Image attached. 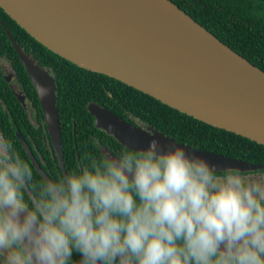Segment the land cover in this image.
<instances>
[{
  "label": "clouds",
  "instance_id": "obj_1",
  "mask_svg": "<svg viewBox=\"0 0 264 264\" xmlns=\"http://www.w3.org/2000/svg\"><path fill=\"white\" fill-rule=\"evenodd\" d=\"M98 147L79 170L38 181L0 134V264H71L74 252L78 264H264V173L216 174L157 139Z\"/></svg>",
  "mask_w": 264,
  "mask_h": 264
},
{
  "label": "water",
  "instance_id": "obj_2",
  "mask_svg": "<svg viewBox=\"0 0 264 264\" xmlns=\"http://www.w3.org/2000/svg\"><path fill=\"white\" fill-rule=\"evenodd\" d=\"M264 2V0H258ZM0 8L38 43L66 61L115 79L198 121L264 146V72L169 0H0ZM12 44L38 96L63 174L54 77ZM38 88L46 90L41 95ZM96 128L139 151L157 139L180 145L217 171L253 166L142 130L95 103Z\"/></svg>",
  "mask_w": 264,
  "mask_h": 264
},
{
  "label": "trees",
  "instance_id": "obj_3",
  "mask_svg": "<svg viewBox=\"0 0 264 264\" xmlns=\"http://www.w3.org/2000/svg\"><path fill=\"white\" fill-rule=\"evenodd\" d=\"M223 44L264 72V2L258 0H169ZM2 25L15 43L55 79L61 153L66 172L79 170L85 155H103L97 143L109 148L110 135L94 126L87 106L95 103L122 119L151 126L174 141L197 150L242 162H264V146L198 121L105 75L84 70L38 43L0 8V56L9 57L19 81L39 103L31 82ZM7 91L3 92V95ZM40 111V110H39ZM5 135L12 139L11 131ZM117 147H120L116 143ZM55 179L61 176L50 166ZM36 179L42 180L35 172ZM80 257L73 253L71 264Z\"/></svg>",
  "mask_w": 264,
  "mask_h": 264
},
{
  "label": "flooded vegetation",
  "instance_id": "obj_4",
  "mask_svg": "<svg viewBox=\"0 0 264 264\" xmlns=\"http://www.w3.org/2000/svg\"><path fill=\"white\" fill-rule=\"evenodd\" d=\"M5 90L7 91V93L3 95V92ZM33 90L39 103V99L34 87ZM33 96V94H29L24 84L19 81L18 72L14 66V63H12L9 57L0 56V134H3L6 137L5 128H9L12 135L11 140L14 146L20 152L21 156L32 165L34 175L35 172H37L42 179L45 176L49 178L50 176L54 177L51 173V165H53V167L57 165L61 170V174L63 175L62 169L59 165L58 156L52 145L51 136L48 132L47 125L45 123V117L40 103L39 111L36 107ZM125 121L142 130H146V128L148 127L138 121H135L134 124L130 121ZM110 137L112 138V140L109 141V148L100 143H97V147L102 146L103 149L111 152L113 155H118L121 151L124 150L136 152L121 145L112 135H110ZM116 143L120 147H117ZM100 152L102 153V151ZM245 163L253 166L254 168L239 170L240 172L244 174H254L257 172L264 173V162ZM222 172L223 171H217L216 174H222ZM25 197L26 199L28 198L27 192H25Z\"/></svg>",
  "mask_w": 264,
  "mask_h": 264
}]
</instances>
